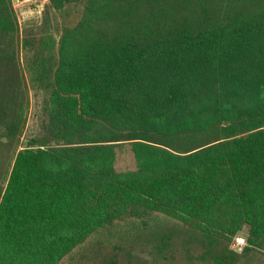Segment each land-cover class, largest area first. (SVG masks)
I'll list each match as a JSON object with an SVG mask.
<instances>
[{
    "label": "trees",
    "instance_id": "obj_1",
    "mask_svg": "<svg viewBox=\"0 0 264 264\" xmlns=\"http://www.w3.org/2000/svg\"><path fill=\"white\" fill-rule=\"evenodd\" d=\"M49 1L79 20L20 39L0 0V264H62L154 212L208 238L247 228L245 250L263 251L264 0ZM21 49L46 94L43 134L22 147ZM125 146L135 166L119 171Z\"/></svg>",
    "mask_w": 264,
    "mask_h": 264
},
{
    "label": "rangeland",
    "instance_id": "obj_2",
    "mask_svg": "<svg viewBox=\"0 0 264 264\" xmlns=\"http://www.w3.org/2000/svg\"><path fill=\"white\" fill-rule=\"evenodd\" d=\"M19 25V37L40 36L47 32L59 38L67 24L80 18V5L55 10L49 0H12ZM20 62L25 72L29 92L27 122L20 147L28 136L43 134L46 118V94L32 86L31 73L26 63V50H20ZM134 156L129 147L119 151L116 167L119 171L133 169ZM7 166L4 167L6 175ZM242 236V249L235 237ZM249 245L248 229L231 240L208 238L185 223L165 214L154 212L144 225L141 219L124 217L108 227L92 233L61 261L62 264H264V250H245Z\"/></svg>",
    "mask_w": 264,
    "mask_h": 264
},
{
    "label": "built area",
    "instance_id": "obj_3",
    "mask_svg": "<svg viewBox=\"0 0 264 264\" xmlns=\"http://www.w3.org/2000/svg\"><path fill=\"white\" fill-rule=\"evenodd\" d=\"M235 240H236V244L239 247V249H242L243 246L247 243L246 239L242 236H236Z\"/></svg>",
    "mask_w": 264,
    "mask_h": 264
}]
</instances>
